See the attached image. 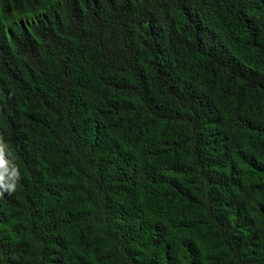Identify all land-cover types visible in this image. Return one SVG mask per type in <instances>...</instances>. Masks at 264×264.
Wrapping results in <instances>:
<instances>
[{
	"label": "trees",
	"instance_id": "16d2710c",
	"mask_svg": "<svg viewBox=\"0 0 264 264\" xmlns=\"http://www.w3.org/2000/svg\"><path fill=\"white\" fill-rule=\"evenodd\" d=\"M19 3L0 264H264V0Z\"/></svg>",
	"mask_w": 264,
	"mask_h": 264
},
{
	"label": "clouds",
	"instance_id": "9594fccd",
	"mask_svg": "<svg viewBox=\"0 0 264 264\" xmlns=\"http://www.w3.org/2000/svg\"><path fill=\"white\" fill-rule=\"evenodd\" d=\"M11 155L8 145L0 136V197L5 193L12 195L21 179L19 168L7 158Z\"/></svg>",
	"mask_w": 264,
	"mask_h": 264
},
{
	"label": "rangeland",
	"instance_id": "374dc122",
	"mask_svg": "<svg viewBox=\"0 0 264 264\" xmlns=\"http://www.w3.org/2000/svg\"><path fill=\"white\" fill-rule=\"evenodd\" d=\"M46 1L57 2L59 0H20V3L12 9V16L19 15H32L38 7H41ZM0 15H2V11L0 9ZM4 15V14H3Z\"/></svg>",
	"mask_w": 264,
	"mask_h": 264
}]
</instances>
